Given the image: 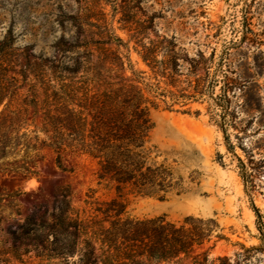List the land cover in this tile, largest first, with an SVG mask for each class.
I'll list each match as a JSON object with an SVG mask.
<instances>
[{"label":"trees","instance_id":"obj_1","mask_svg":"<svg viewBox=\"0 0 264 264\" xmlns=\"http://www.w3.org/2000/svg\"><path fill=\"white\" fill-rule=\"evenodd\" d=\"M127 17L122 20L125 25ZM56 27L61 35L50 47L52 55L33 57L31 65L18 64L11 39L0 42V174L37 177L47 156L66 174L82 164L91 178L83 201L88 216L76 213L68 191L60 190L52 214L38 223L26 220L9 233L11 244L0 250V264L247 261L250 256L244 254L249 251L235 255V263L226 257L210 259L216 244L227 241L214 219H137L127 211L129 197L163 200L187 193L171 154L151 144L152 110L163 105L164 110L179 107L176 112L190 114L189 105L206 102L226 141L228 129L244 133L230 108L228 93L237 84L227 75L228 55L215 58L213 53L205 59L198 54L190 60L173 38L156 36L151 22L135 28L130 24L125 27L134 32L132 39L141 37L136 41L137 55L153 78L150 83L134 69L127 45L116 37L101 11L60 13ZM149 32L155 39L144 44ZM227 145L228 150L233 148ZM100 192L109 199L100 200ZM11 200L12 196L0 194V215ZM252 212L261 231L262 217L255 207Z\"/></svg>","mask_w":264,"mask_h":264},{"label":"rangeland","instance_id":"obj_2","mask_svg":"<svg viewBox=\"0 0 264 264\" xmlns=\"http://www.w3.org/2000/svg\"><path fill=\"white\" fill-rule=\"evenodd\" d=\"M84 8L104 14L116 37L127 45L134 69L150 83L153 78L137 55L136 41L141 37L132 39L134 32L125 27L130 24L135 28L151 22L156 36L173 38L190 60L198 54L205 59L213 53L215 58L228 55L227 75L237 84L228 93L230 108L244 133L228 129L226 141L206 102L189 105L190 114L176 112L179 107L170 112L163 105L152 110L151 144L171 154L187 193L163 200L129 197L127 211L137 219H214L227 241L216 244L210 259L226 257L235 263V255L249 251L243 264H264V0H0V42L11 39L18 64L31 65L33 57L52 55L50 47L61 35L58 15H73ZM125 15L127 25L122 22ZM155 34L149 32L143 43L154 40ZM120 52L127 54L124 49ZM75 168L73 174L62 173L47 156L38 166L37 177L0 174V194L12 196L0 215V250L10 247L9 233L26 220L38 223L52 214L60 190L68 191L71 208L87 218L83 201L91 185L90 173L82 164ZM192 172L196 174L189 178ZM97 197L109 199L103 192ZM252 207L262 217L261 231Z\"/></svg>","mask_w":264,"mask_h":264}]
</instances>
